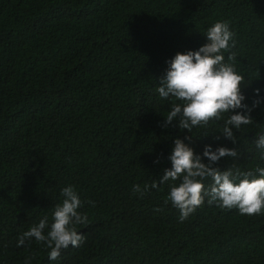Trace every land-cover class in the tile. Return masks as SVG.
Here are the masks:
<instances>
[{"label": "trees", "instance_id": "trees-1", "mask_svg": "<svg viewBox=\"0 0 264 264\" xmlns=\"http://www.w3.org/2000/svg\"><path fill=\"white\" fill-rule=\"evenodd\" d=\"M218 21L234 34L223 55L244 77L251 109L252 123L233 129L236 143L221 134L223 120L192 133L163 127L172 100L157 92L168 61L207 43ZM260 134L264 0H0V264H264V212L241 215L206 197L180 222L164 203L179 180L132 191L172 166L176 137L198 155L206 145L236 148L213 166L258 176ZM66 186L88 216L76 226L84 242L55 261L34 239L18 246L40 219L52 223Z\"/></svg>", "mask_w": 264, "mask_h": 264}, {"label": "clouds", "instance_id": "clouds-1", "mask_svg": "<svg viewBox=\"0 0 264 264\" xmlns=\"http://www.w3.org/2000/svg\"><path fill=\"white\" fill-rule=\"evenodd\" d=\"M233 35L226 21H218L208 28L205 34L207 43L198 50L178 52L168 61L169 67L160 78L157 88L160 98L172 100L163 127L176 122L175 126L181 131L187 129L192 133L193 127L207 125L212 120H223L221 134L236 143L233 129L239 130L242 125L252 123L251 109L243 103L246 99L241 87L244 77L235 71L234 64L225 62L223 55L230 46H234V42L230 45ZM234 59V54L228 56L229 61ZM255 91L259 96L260 89ZM260 103L261 99L254 100L253 107ZM237 109H247V113ZM225 113L231 115L225 119ZM185 139L175 138L169 156L172 166L163 170L158 182L153 181L150 186L146 184L143 188L136 184L132 189L134 194L143 196L149 187L158 188L170 180H179L178 185H169L170 191L164 203L171 202L179 210L180 222H184L201 206L206 197L210 205L237 208L241 215L264 212V167L255 169L258 176L239 169L235 172L232 168L221 170L213 165L223 157H237L236 148L219 146L213 150L212 145H206L202 155H198L185 143ZM255 144L264 153V134L256 138ZM209 178L212 184L205 187L204 181ZM61 196L62 203L55 205L52 223L49 225L47 216L40 219L38 224L19 237L18 246L34 239L50 249L48 258L55 261L62 250L69 246L79 247L84 242L85 237L76 226H87L89 221L86 214L78 211L82 206L79 194L73 186H66L61 189ZM46 228H50L47 234L44 231Z\"/></svg>", "mask_w": 264, "mask_h": 264}]
</instances>
